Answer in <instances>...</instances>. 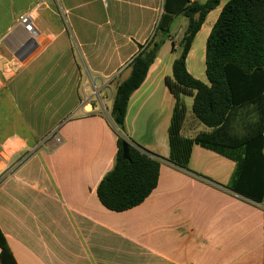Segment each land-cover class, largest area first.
I'll list each match as a JSON object with an SVG mask.
<instances>
[{
	"label": "crops",
	"instance_id": "crops-1",
	"mask_svg": "<svg viewBox=\"0 0 264 264\" xmlns=\"http://www.w3.org/2000/svg\"><path fill=\"white\" fill-rule=\"evenodd\" d=\"M229 1L208 14L187 57L188 72L207 85V39ZM127 2L129 34L113 41L102 65L99 42L91 40L90 29L74 24V18L82 20L74 13L78 0H0V41L30 11L41 33L33 48L17 55L0 47V96L20 121L0 123V139L7 158L24 159L0 186V231L13 264H264V202L228 189L236 163L195 145L189 169L204 177L199 179L167 161L176 101L165 80L173 76L187 18L175 29L179 16L174 18L126 114L125 138L160 158L158 185L130 210L114 212L101 204L97 187L114 166L118 139L111 119L117 86L111 92L105 83L117 73L119 83L129 77L130 62L163 14L164 0ZM54 3L70 14L67 19ZM183 100L182 135L211 133L192 113L194 97Z\"/></svg>",
	"mask_w": 264,
	"mask_h": 264
},
{
	"label": "trees",
	"instance_id": "trees-1",
	"mask_svg": "<svg viewBox=\"0 0 264 264\" xmlns=\"http://www.w3.org/2000/svg\"><path fill=\"white\" fill-rule=\"evenodd\" d=\"M220 3L221 0H207L204 4L195 0H164L154 36L145 47L140 46V53L129 64V77L117 85L111 109L118 137L117 154L113 168L97 187V196L108 210L133 209L158 185L160 158L125 138V122L130 98L144 83L178 16L187 18L188 25L180 41V55L173 63V76L165 80L176 101L168 128L167 161L204 179L189 169L192 149L199 145L211 150L236 163L228 185L230 191L256 203L264 202V0H230L223 7L206 43L208 85L187 70L194 39L208 14ZM185 96L194 97L192 113L202 125L213 129L211 133L195 138L182 135L187 114ZM0 110L7 111L1 102ZM124 143L128 144V159L123 158ZM0 248V264H13L1 231Z\"/></svg>",
	"mask_w": 264,
	"mask_h": 264
},
{
	"label": "rangeland",
	"instance_id": "rangeland-1",
	"mask_svg": "<svg viewBox=\"0 0 264 264\" xmlns=\"http://www.w3.org/2000/svg\"><path fill=\"white\" fill-rule=\"evenodd\" d=\"M81 4L78 7V10L74 11L75 14L78 16H81L82 20H77L74 18V24L79 29V27H83V25L90 29L89 35L91 37V40H95L96 42H99L100 47V56L101 60L103 61L102 65L107 63V60L112 55V43L116 38H120L123 40L127 39L128 31H127V25H126V13L130 11L131 5L127 2V0H78ZM152 1L154 0H148V4L151 5ZM51 7L61 12L64 8H62L59 4H51ZM72 13V14H74ZM70 14H67L65 17H69ZM64 17V18H65ZM179 19V20H178ZM182 19V20H180ZM187 21L186 18L179 16L177 20L175 21V24L173 23V28H176V25L179 23H182L184 25V22ZM160 37V36H159ZM158 37V38H159ZM72 39V38H71ZM81 40H88L87 38L80 37ZM74 44L76 45L77 41L76 38L73 37ZM171 49L167 50L169 53ZM164 53V52H163ZM119 74L111 79L110 82H106L105 84H109L111 88H109L112 92L119 84ZM108 100L109 96L108 94L105 96ZM110 100V99H109ZM0 102L7 108V111L5 110L4 113L0 114L2 115V118H0V123H4V121L7 120V123H18L20 122L18 119L17 114L12 112L10 103L8 101L7 97L0 98ZM5 119V120H4ZM5 129V128H3ZM31 144V143H30ZM35 144L32 143L34 146ZM44 144L36 145L35 147H32V149L35 151L40 147H44Z\"/></svg>",
	"mask_w": 264,
	"mask_h": 264
},
{
	"label": "built area",
	"instance_id": "built-area-1",
	"mask_svg": "<svg viewBox=\"0 0 264 264\" xmlns=\"http://www.w3.org/2000/svg\"><path fill=\"white\" fill-rule=\"evenodd\" d=\"M66 11H62V15L66 16ZM35 11H30L25 15L20 16L14 27L7 33V35L0 41V47H5L11 51L14 55L20 52L33 48L35 42H37L41 33L36 27ZM57 143H60V138L57 137ZM4 143L0 141V186L5 178L11 176L14 169H16L24 159L16 157L15 160L9 159L4 155Z\"/></svg>",
	"mask_w": 264,
	"mask_h": 264
},
{
	"label": "water",
	"instance_id": "water-1",
	"mask_svg": "<svg viewBox=\"0 0 264 264\" xmlns=\"http://www.w3.org/2000/svg\"><path fill=\"white\" fill-rule=\"evenodd\" d=\"M123 158L128 159V144L127 143L123 144Z\"/></svg>",
	"mask_w": 264,
	"mask_h": 264
}]
</instances>
